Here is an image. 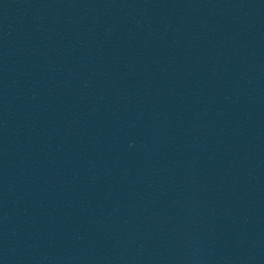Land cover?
<instances>
[{
	"label": "water",
	"instance_id": "1",
	"mask_svg": "<svg viewBox=\"0 0 264 264\" xmlns=\"http://www.w3.org/2000/svg\"><path fill=\"white\" fill-rule=\"evenodd\" d=\"M0 264H264V0H0Z\"/></svg>",
	"mask_w": 264,
	"mask_h": 264
}]
</instances>
